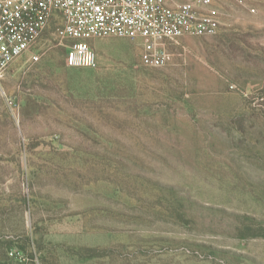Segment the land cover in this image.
<instances>
[{
    "label": "rangeland",
    "instance_id": "rangeland-1",
    "mask_svg": "<svg viewBox=\"0 0 264 264\" xmlns=\"http://www.w3.org/2000/svg\"><path fill=\"white\" fill-rule=\"evenodd\" d=\"M204 12L161 67L116 37L70 67L54 24L11 64L0 264H264V0Z\"/></svg>",
    "mask_w": 264,
    "mask_h": 264
},
{
    "label": "built area",
    "instance_id": "built-area-1",
    "mask_svg": "<svg viewBox=\"0 0 264 264\" xmlns=\"http://www.w3.org/2000/svg\"><path fill=\"white\" fill-rule=\"evenodd\" d=\"M215 0H0V80L26 54L38 62V43L51 25L66 49L70 67L93 68L98 56L91 40L108 37L145 40L146 66L166 64V42L186 35L215 33L217 24L204 12ZM11 255L24 261L20 251Z\"/></svg>",
    "mask_w": 264,
    "mask_h": 264
},
{
    "label": "trees",
    "instance_id": "trees-1",
    "mask_svg": "<svg viewBox=\"0 0 264 264\" xmlns=\"http://www.w3.org/2000/svg\"><path fill=\"white\" fill-rule=\"evenodd\" d=\"M64 55H65V62H66V49H65V51H64ZM67 64V63H66Z\"/></svg>",
    "mask_w": 264,
    "mask_h": 264
}]
</instances>
